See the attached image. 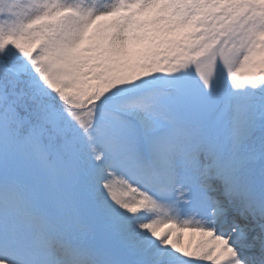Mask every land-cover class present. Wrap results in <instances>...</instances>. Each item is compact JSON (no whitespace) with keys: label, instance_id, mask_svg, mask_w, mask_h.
I'll use <instances>...</instances> for the list:
<instances>
[{"label":"snow or ice","instance_id":"6c2138e0","mask_svg":"<svg viewBox=\"0 0 264 264\" xmlns=\"http://www.w3.org/2000/svg\"><path fill=\"white\" fill-rule=\"evenodd\" d=\"M0 264H264V0H0Z\"/></svg>","mask_w":264,"mask_h":264},{"label":"rangeland","instance_id":"374dc122","mask_svg":"<svg viewBox=\"0 0 264 264\" xmlns=\"http://www.w3.org/2000/svg\"><path fill=\"white\" fill-rule=\"evenodd\" d=\"M200 239V236H199V234H192V233H190V232H188V231H185L184 233H183V236H182V240H181V243L183 244V245H188L189 244V242H191L193 245H195V243L198 241Z\"/></svg>","mask_w":264,"mask_h":264}]
</instances>
